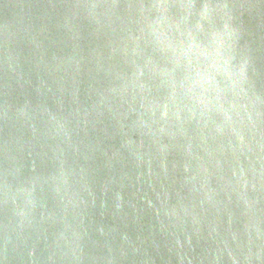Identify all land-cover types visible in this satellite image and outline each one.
<instances>
[{"label": "water", "instance_id": "water-1", "mask_svg": "<svg viewBox=\"0 0 264 264\" xmlns=\"http://www.w3.org/2000/svg\"><path fill=\"white\" fill-rule=\"evenodd\" d=\"M0 264H264V0H0Z\"/></svg>", "mask_w": 264, "mask_h": 264}]
</instances>
